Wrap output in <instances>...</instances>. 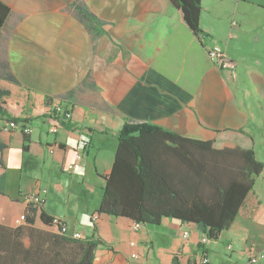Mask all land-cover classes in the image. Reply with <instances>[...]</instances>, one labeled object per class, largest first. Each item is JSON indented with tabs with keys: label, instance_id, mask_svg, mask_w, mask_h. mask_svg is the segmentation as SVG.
Listing matches in <instances>:
<instances>
[{
	"label": "crops",
	"instance_id": "obj_1",
	"mask_svg": "<svg viewBox=\"0 0 264 264\" xmlns=\"http://www.w3.org/2000/svg\"><path fill=\"white\" fill-rule=\"evenodd\" d=\"M0 2L10 8L0 30V88L10 90L5 105L16 92L20 105L32 102L24 114L31 128L27 153L21 133L0 132L7 145L0 152V213L6 212L0 222L21 223L22 214L12 223V212L23 213L24 196L38 194L42 209L70 234L89 237L95 229L107 243L96 248L92 264H171L174 257L187 264L203 256L210 264H252L251 256H264V167L230 227L202 249L194 222L163 216L135 230L129 218L92 219L124 123L210 140L215 150L251 149L264 164V17L238 13L239 0L230 1L225 15L218 14L222 0H201L202 40L170 0ZM214 48L235 67L210 60ZM45 96L53 99L47 105ZM55 103L70 108L72 126L52 133L55 120L46 114ZM76 161L73 172L64 170ZM186 168L172 160V169ZM36 225L47 228L38 215Z\"/></svg>",
	"mask_w": 264,
	"mask_h": 264
},
{
	"label": "trees",
	"instance_id": "obj_2",
	"mask_svg": "<svg viewBox=\"0 0 264 264\" xmlns=\"http://www.w3.org/2000/svg\"><path fill=\"white\" fill-rule=\"evenodd\" d=\"M170 1L181 9L188 28L203 40L201 0ZM9 12L10 8L0 2V30ZM83 14L95 20L92 14ZM9 95V89L0 88V124L4 123L0 132L8 122L22 126L30 122L26 115H15L6 107L4 98ZM44 100L47 105L53 99L45 96ZM56 115L53 109L46 114L50 118ZM61 125L72 126L70 121H61ZM20 133L22 151L27 153L29 134ZM6 147L0 140V152ZM254 154L239 147L215 150L210 140L185 138L150 124L124 123L96 215L125 217L140 224H158L163 216L178 218L196 223L202 236L215 241L230 227L264 167ZM173 159L180 160L186 170L172 169ZM36 215L42 225L55 228H39ZM64 224L46 213L40 201L26 202L21 223L12 226L0 222V264H92L96 248L107 243L95 229L89 237H72L61 231ZM171 264L180 262L174 257Z\"/></svg>",
	"mask_w": 264,
	"mask_h": 264
},
{
	"label": "built area",
	"instance_id": "obj_3",
	"mask_svg": "<svg viewBox=\"0 0 264 264\" xmlns=\"http://www.w3.org/2000/svg\"><path fill=\"white\" fill-rule=\"evenodd\" d=\"M208 56L210 58V60H213L217 63V65L219 66H226L228 68H234L235 64L232 60H230V58L228 57L227 53L223 50L214 48V49H209L208 50ZM53 110H55L56 112V117L53 118L55 120V122L53 123V126H51L50 128V132L55 133L58 131L59 127L62 126L61 125V121H70V119L72 118V113L69 107H63L62 105H59L58 103H55L52 108ZM19 129L20 131L30 133L31 128L29 127V125L24 124L23 126L19 123H15V122H8L4 125V130H16ZM82 144L85 145L87 144V141L85 140H81ZM79 165V162L76 161L74 163H68L66 165H64V170L67 172H73ZM44 192L46 193V190H44ZM25 202H32V203H37L40 201L39 195L38 194H32L29 195L27 198H24ZM41 203V202H40ZM97 215H93L92 219H96ZM56 221V220H55ZM67 226L64 224L61 228L62 232H68L67 231ZM133 228L135 230L140 228V223H134L133 224ZM186 234V233H184ZM72 237H80V235L78 233H72L70 234ZM208 241L207 237L202 236L201 237V242L202 243H206ZM130 244H133V242H131ZM131 256L136 257L135 254H131ZM264 256L262 254H258V255H253L250 258L251 263H257V261L260 258H263ZM211 261L206 257L203 256L199 262H197L196 264H210Z\"/></svg>",
	"mask_w": 264,
	"mask_h": 264
},
{
	"label": "rangeland",
	"instance_id": "obj_4",
	"mask_svg": "<svg viewBox=\"0 0 264 264\" xmlns=\"http://www.w3.org/2000/svg\"><path fill=\"white\" fill-rule=\"evenodd\" d=\"M230 1L231 0H222V2L219 4L220 7V12L218 13L217 9L215 10L214 13H218L221 15H225L227 12H229L230 10ZM235 1V0H234ZM239 4V12L238 13H243L244 16H248L249 18H256V17H264V0H239L238 2ZM217 11V12H216ZM231 14V12H230ZM11 99H9L8 101V105L10 106L9 109L11 111V113L15 114V115H21V114H26L28 115L29 113L31 114V106H32V102L30 99L26 100L24 104H19L20 102H24V99L22 100L19 97L18 92L14 93L13 97H10ZM35 102V107L38 108L40 105L39 104V99L37 97H35V99H33ZM50 110V109H49ZM61 127V126H60ZM5 135L8 134V136H11V133L14 132H21L19 129L16 130H3ZM0 170H1V166H0ZM10 175H12L10 173ZM0 177H1V171H0ZM11 179H13V177H9L7 179V181H11ZM7 189H8V195H13V191H15L14 185L10 188L9 184L6 185ZM3 193V192H2ZM2 199V197L0 196V200ZM14 210V209H13ZM6 212L3 211V213L1 214H5ZM12 223L16 224L18 223V221L21 218V212L18 210H14L12 212ZM6 218V217H5ZM4 217L2 219H5Z\"/></svg>",
	"mask_w": 264,
	"mask_h": 264
},
{
	"label": "bare ground",
	"instance_id": "obj_5",
	"mask_svg": "<svg viewBox=\"0 0 264 264\" xmlns=\"http://www.w3.org/2000/svg\"><path fill=\"white\" fill-rule=\"evenodd\" d=\"M252 264H254V263H252Z\"/></svg>",
	"mask_w": 264,
	"mask_h": 264
}]
</instances>
